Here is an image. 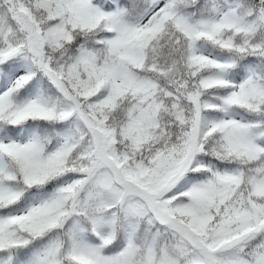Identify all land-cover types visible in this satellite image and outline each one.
Wrapping results in <instances>:
<instances>
[{
    "label": "snow or ice",
    "instance_id": "snow-or-ice-1",
    "mask_svg": "<svg viewBox=\"0 0 264 264\" xmlns=\"http://www.w3.org/2000/svg\"><path fill=\"white\" fill-rule=\"evenodd\" d=\"M0 264H264V0H0Z\"/></svg>",
    "mask_w": 264,
    "mask_h": 264
}]
</instances>
